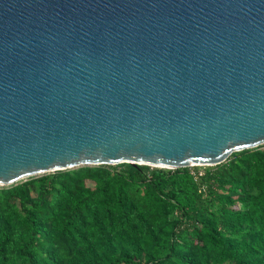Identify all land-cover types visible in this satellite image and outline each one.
Listing matches in <instances>:
<instances>
[{
	"label": "water",
	"instance_id": "95a60500",
	"mask_svg": "<svg viewBox=\"0 0 264 264\" xmlns=\"http://www.w3.org/2000/svg\"><path fill=\"white\" fill-rule=\"evenodd\" d=\"M261 146L264 0H0V186Z\"/></svg>",
	"mask_w": 264,
	"mask_h": 264
},
{
	"label": "trees",
	"instance_id": "16d2710c",
	"mask_svg": "<svg viewBox=\"0 0 264 264\" xmlns=\"http://www.w3.org/2000/svg\"><path fill=\"white\" fill-rule=\"evenodd\" d=\"M0 264H264V146L214 166H82L0 186Z\"/></svg>",
	"mask_w": 264,
	"mask_h": 264
},
{
	"label": "rangeland",
	"instance_id": "374dc122",
	"mask_svg": "<svg viewBox=\"0 0 264 264\" xmlns=\"http://www.w3.org/2000/svg\"><path fill=\"white\" fill-rule=\"evenodd\" d=\"M154 167V166H153Z\"/></svg>",
	"mask_w": 264,
	"mask_h": 264
}]
</instances>
